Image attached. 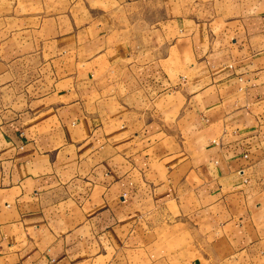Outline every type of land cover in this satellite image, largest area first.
Instances as JSON below:
<instances>
[{
	"label": "crops",
	"instance_id": "1",
	"mask_svg": "<svg viewBox=\"0 0 264 264\" xmlns=\"http://www.w3.org/2000/svg\"><path fill=\"white\" fill-rule=\"evenodd\" d=\"M0 264H264V0H0Z\"/></svg>",
	"mask_w": 264,
	"mask_h": 264
}]
</instances>
